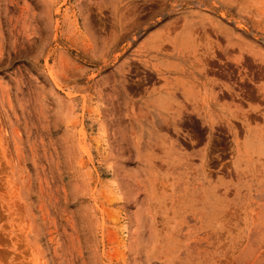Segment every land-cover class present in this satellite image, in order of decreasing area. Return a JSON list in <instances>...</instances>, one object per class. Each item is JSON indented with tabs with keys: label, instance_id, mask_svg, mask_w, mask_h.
<instances>
[{
	"label": "rangeland",
	"instance_id": "rangeland-1",
	"mask_svg": "<svg viewBox=\"0 0 264 264\" xmlns=\"http://www.w3.org/2000/svg\"><path fill=\"white\" fill-rule=\"evenodd\" d=\"M0 264H264V0H0Z\"/></svg>",
	"mask_w": 264,
	"mask_h": 264
},
{
	"label": "bare ground",
	"instance_id": "bare-ground-1",
	"mask_svg": "<svg viewBox=\"0 0 264 264\" xmlns=\"http://www.w3.org/2000/svg\"><path fill=\"white\" fill-rule=\"evenodd\" d=\"M220 56V55H219ZM132 66V65H131ZM134 66V65H133ZM127 67V66H126ZM219 67V68H218ZM217 68L219 69V72H222L223 71V64H220L219 66H217ZM140 70V69H139ZM135 71V70H134ZM134 71H131L129 70V72L127 73V76L125 77L127 81H129L130 83L134 81V79L136 77H139V76H143V78L141 79V81H146L148 78H147V75L149 76V74H146L145 72H142V73H139L138 72V75L135 77L136 73L134 74ZM141 72V71H140ZM139 74H142V75H139ZM140 78V77H139ZM139 81V80H138ZM149 81V80H148ZM140 82V81H139ZM129 83V85H130ZM128 85V84H127ZM105 88V87H104ZM106 90V89H105ZM101 93V92H100ZM107 95V93H105ZM108 96L106 99H105V113L103 114L106 119V127L104 128L105 129V132H106V138H107V142H108V146L110 148V150L114 151L116 155L118 156H123L124 154V151H125V146L127 145L126 142L124 141L123 139V134H122V129L121 128V120L119 118V114L117 112V109H116V104H115V101H113L112 97H111V93L110 91L108 90ZM113 96V95H112ZM111 106L113 108H111ZM109 107V108H108ZM107 108L110 110H107ZM118 108V107H117ZM113 109V110H112ZM109 111L107 114L106 112ZM119 111V110H118ZM94 112V111H93ZM98 113V112H97ZM99 116V115H98ZM121 117V116H120ZM101 125V124H100ZM103 132V131H102ZM103 134V133H102ZM105 134H103L104 136ZM105 138V139H106Z\"/></svg>",
	"mask_w": 264,
	"mask_h": 264
}]
</instances>
